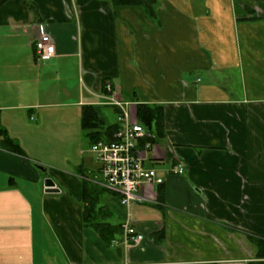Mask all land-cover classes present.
I'll return each mask as SVG.
<instances>
[{
	"label": "crops",
	"instance_id": "1",
	"mask_svg": "<svg viewBox=\"0 0 264 264\" xmlns=\"http://www.w3.org/2000/svg\"><path fill=\"white\" fill-rule=\"evenodd\" d=\"M44 33L54 55L38 61L34 42ZM106 84L129 103L133 122L142 125L138 106L160 111L145 164L165 180L140 190L131 219L141 241L129 248L121 233L108 242L83 221V181L101 176L87 157L82 108L101 107L104 123H117ZM0 129L20 150L0 146V264L256 262L253 240L264 241V0H5ZM178 164L184 172L170 173ZM45 179L59 192L45 193ZM105 191L103 222L121 224L120 197Z\"/></svg>",
	"mask_w": 264,
	"mask_h": 264
},
{
	"label": "built area",
	"instance_id": "2",
	"mask_svg": "<svg viewBox=\"0 0 264 264\" xmlns=\"http://www.w3.org/2000/svg\"><path fill=\"white\" fill-rule=\"evenodd\" d=\"M54 42L47 34H41L34 42L36 60L42 61L54 55ZM107 105L118 109L117 123L119 129L110 136L97 140L89 146L98 165L101 180H92L98 187L119 195L121 205L125 209V217L121 223L122 238L119 241L129 248L141 241V236L133 226L131 212L135 205L142 202L140 190L146 185H162L164 173L156 168L146 166V151L152 148L150 139L154 135L142 125L133 122L129 111V103L120 100L114 94L110 84L104 88ZM144 141L143 149L138 146ZM181 165L172 166L170 173L182 174Z\"/></svg>",
	"mask_w": 264,
	"mask_h": 264
},
{
	"label": "trees",
	"instance_id": "3",
	"mask_svg": "<svg viewBox=\"0 0 264 264\" xmlns=\"http://www.w3.org/2000/svg\"><path fill=\"white\" fill-rule=\"evenodd\" d=\"M5 0H0V6ZM115 6H129V5H142L145 0H111ZM101 107L97 106H84L82 108L81 116V126L86 132V137L89 139L90 144L108 138L111 133L119 129L117 123L112 125H106L100 116ZM159 108L149 107V106H138L137 107V117L140 123L151 132L155 139L149 140L151 144L157 139L156 132L160 133L159 125ZM155 122L156 132L154 133L151 129V123ZM0 146L6 148L7 150L20 152L18 146L12 143L4 134V131L0 129ZM158 136H160L158 134ZM106 191L90 182L83 181L82 185V209H83V221L86 226L91 227L96 231L104 240L110 241L114 239V235L121 233V224H111L108 222H103L104 219L108 217L106 214V208L103 206H98L99 197ZM97 219H100L97 220ZM254 244L258 248V261L252 262L250 264H264V241L253 240Z\"/></svg>",
	"mask_w": 264,
	"mask_h": 264
},
{
	"label": "rangeland",
	"instance_id": "4",
	"mask_svg": "<svg viewBox=\"0 0 264 264\" xmlns=\"http://www.w3.org/2000/svg\"><path fill=\"white\" fill-rule=\"evenodd\" d=\"M103 114H105L106 118L108 121L112 122V121H115V114L111 111H108V110H103ZM71 153H75V149L73 148L72 149V152ZM87 157L89 159V161L93 164V163H96L92 154L88 152L87 154Z\"/></svg>",
	"mask_w": 264,
	"mask_h": 264
},
{
	"label": "water",
	"instance_id": "5",
	"mask_svg": "<svg viewBox=\"0 0 264 264\" xmlns=\"http://www.w3.org/2000/svg\"><path fill=\"white\" fill-rule=\"evenodd\" d=\"M45 193H58L59 189L54 187V183L50 179L44 181Z\"/></svg>",
	"mask_w": 264,
	"mask_h": 264
}]
</instances>
